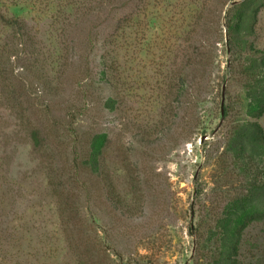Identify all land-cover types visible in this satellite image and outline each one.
Wrapping results in <instances>:
<instances>
[{
    "label": "rangeland",
    "instance_id": "374dc122",
    "mask_svg": "<svg viewBox=\"0 0 264 264\" xmlns=\"http://www.w3.org/2000/svg\"><path fill=\"white\" fill-rule=\"evenodd\" d=\"M263 55L264 0H0V264H207L264 161L232 148Z\"/></svg>",
    "mask_w": 264,
    "mask_h": 264
},
{
    "label": "trees",
    "instance_id": "16d2710c",
    "mask_svg": "<svg viewBox=\"0 0 264 264\" xmlns=\"http://www.w3.org/2000/svg\"><path fill=\"white\" fill-rule=\"evenodd\" d=\"M2 22L11 34L18 38L24 36V24L18 20L10 18L2 20ZM243 22L244 13L239 11L235 17V28L238 30ZM249 61L253 64L248 68L250 72L245 74L252 84L247 87L246 115L254 121L243 123L239 128L236 140L232 143V148L238 145V153L235 155L237 159L248 150L251 152L259 151L258 154L264 158V133L261 126L256 122L258 118L264 116V55L260 57L258 64L254 59ZM99 139L100 137L96 136L92 142V151L89 155L90 168L96 167L98 151L95 149V144ZM262 162V166L255 168L254 177L257 178V181H255L253 188L244 197L234 200L229 205V212L216 222L212 232L214 237L211 257L207 264H242L238 260V248L242 232L252 221L264 216L252 204L253 191L258 192L264 198V161L262 160Z\"/></svg>",
    "mask_w": 264,
    "mask_h": 264
},
{
    "label": "water",
    "instance_id": "95a60500",
    "mask_svg": "<svg viewBox=\"0 0 264 264\" xmlns=\"http://www.w3.org/2000/svg\"><path fill=\"white\" fill-rule=\"evenodd\" d=\"M237 3H238V1H233V2L230 3V5L233 6V5H236ZM223 93H224V87H222V102H223ZM222 102H221V104H222ZM203 138L204 137H202V139Z\"/></svg>",
    "mask_w": 264,
    "mask_h": 264
}]
</instances>
